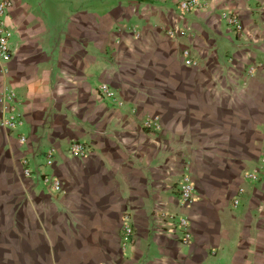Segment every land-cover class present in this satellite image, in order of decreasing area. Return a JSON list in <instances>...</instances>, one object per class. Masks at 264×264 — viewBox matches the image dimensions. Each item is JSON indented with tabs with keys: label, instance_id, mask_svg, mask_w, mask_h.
Returning a JSON list of instances; mask_svg holds the SVG:
<instances>
[{
	"label": "crops",
	"instance_id": "obj_1",
	"mask_svg": "<svg viewBox=\"0 0 264 264\" xmlns=\"http://www.w3.org/2000/svg\"><path fill=\"white\" fill-rule=\"evenodd\" d=\"M202 1L182 14L180 0H12L0 264H264V177L247 179L264 166V0ZM156 117L160 130L143 126ZM164 212L189 221V243Z\"/></svg>",
	"mask_w": 264,
	"mask_h": 264
},
{
	"label": "built area",
	"instance_id": "obj_2",
	"mask_svg": "<svg viewBox=\"0 0 264 264\" xmlns=\"http://www.w3.org/2000/svg\"><path fill=\"white\" fill-rule=\"evenodd\" d=\"M12 0H0V58L2 60L8 61L12 57V49H11V38L13 36V31L7 26L5 22V17L7 16L10 8L12 7ZM204 5L202 0H180L179 9L182 14L188 12L192 9L201 8ZM222 18L230 25L233 26L238 32L242 31V24L239 20L237 14L232 12H223ZM182 60L186 66L192 67L195 66L198 60L193 56L190 49L185 48L182 51ZM99 92L104 97L113 96L112 88L107 84H102L99 87ZM14 98V93L11 91L7 93L6 99L11 108V103ZM20 122V118L12 113H9L7 118L2 120V126L8 129H12ZM143 126L145 128H150L153 130H160L161 126L159 123V119L156 118H146L143 121ZM25 136L21 137V142H25ZM89 147L82 141L75 140L70 144V152L73 156H85L88 152ZM53 159V153L48 152L47 154V162L49 163ZM23 169L25 176H31L33 173V169L30 167V161L27 158L22 159ZM264 177V166L259 171L251 172L247 174V179L250 180H259L260 177ZM45 185L52 191H60L61 190V182L58 178L53 176L44 175L42 177ZM179 192L182 202L185 204H190L195 197V186L192 183L190 176L188 174H184L180 183H179ZM238 203V199L235 201V204ZM164 218L173 220L177 223L178 228L181 231V239L185 243H189L192 240V235L189 231V221L185 217L177 216L173 213L164 212L161 214ZM125 235L129 236L132 233V228L130 226H125L124 228Z\"/></svg>",
	"mask_w": 264,
	"mask_h": 264
}]
</instances>
